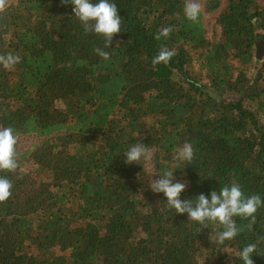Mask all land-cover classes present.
Instances as JSON below:
<instances>
[{
	"label": "trees",
	"instance_id": "obj_1",
	"mask_svg": "<svg viewBox=\"0 0 264 264\" xmlns=\"http://www.w3.org/2000/svg\"><path fill=\"white\" fill-rule=\"evenodd\" d=\"M111 2L108 48L65 0H0V56L20 57L0 65V127L17 140V168L0 170V264H243L250 243L264 264V206L221 244L222 226L176 215L148 186L176 169L182 200L232 184L264 199V2L204 0L213 40L188 0ZM137 141L152 159L126 165ZM184 143L188 164L174 159Z\"/></svg>",
	"mask_w": 264,
	"mask_h": 264
},
{
	"label": "clouds",
	"instance_id": "obj_2",
	"mask_svg": "<svg viewBox=\"0 0 264 264\" xmlns=\"http://www.w3.org/2000/svg\"><path fill=\"white\" fill-rule=\"evenodd\" d=\"M72 6L73 16L87 28L91 26L94 34L106 40V47H110L114 36L121 31V17L111 0H65ZM198 7L187 4L186 16L189 20H196ZM167 34V30H165ZM97 54L104 60L109 59V53L97 49ZM171 53H161L157 60H166ZM20 62V57L9 53L0 56V65L10 69ZM17 143L14 130L11 127H0V170L12 171L17 168L15 161V145ZM126 165H139L141 161L152 159L148 147L137 141L123 155ZM194 158V147L191 143H184L175 153L174 159L180 163H191ZM179 169V168H177ZM176 170V169H175ZM166 172L158 179H152L150 191L163 194L165 204L176 215H185L188 220L198 224L215 223L222 226L218 233L219 243L234 240L239 234L235 217L255 219L257 210L264 206V199L259 195L245 196L238 184L220 187L207 195L201 193L193 199L182 200L181 194L186 190V183L176 180L174 171ZM175 180V182H174ZM12 183L7 177L0 176V202L11 196ZM193 201H195L193 203ZM256 243H250L239 250V259L243 264H253V256L258 255Z\"/></svg>",
	"mask_w": 264,
	"mask_h": 264
},
{
	"label": "rangeland",
	"instance_id": "obj_3",
	"mask_svg": "<svg viewBox=\"0 0 264 264\" xmlns=\"http://www.w3.org/2000/svg\"><path fill=\"white\" fill-rule=\"evenodd\" d=\"M227 0H221L222 7L225 6ZM264 2V0H261ZM189 4L196 5L198 9L202 12L203 21L205 24V28L207 31L208 38L213 40V38H216L218 36V29L215 27V19L217 18V15L219 12L215 13H206L204 12V0H188ZM32 142V139H26L23 142V147H27Z\"/></svg>",
	"mask_w": 264,
	"mask_h": 264
},
{
	"label": "water",
	"instance_id": "obj_4",
	"mask_svg": "<svg viewBox=\"0 0 264 264\" xmlns=\"http://www.w3.org/2000/svg\"><path fill=\"white\" fill-rule=\"evenodd\" d=\"M262 58V53H260L259 51L257 52V55H256V59H257V62Z\"/></svg>",
	"mask_w": 264,
	"mask_h": 264
}]
</instances>
